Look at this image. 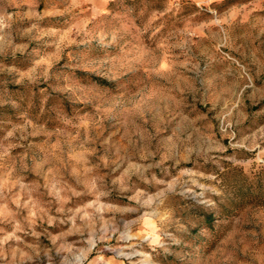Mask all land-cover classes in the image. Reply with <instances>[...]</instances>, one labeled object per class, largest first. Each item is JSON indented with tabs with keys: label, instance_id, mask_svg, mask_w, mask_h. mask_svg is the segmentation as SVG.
<instances>
[{
	"label": "rangeland",
	"instance_id": "obj_1",
	"mask_svg": "<svg viewBox=\"0 0 264 264\" xmlns=\"http://www.w3.org/2000/svg\"><path fill=\"white\" fill-rule=\"evenodd\" d=\"M0 0V264H264V0Z\"/></svg>",
	"mask_w": 264,
	"mask_h": 264
},
{
	"label": "trees",
	"instance_id": "obj_2",
	"mask_svg": "<svg viewBox=\"0 0 264 264\" xmlns=\"http://www.w3.org/2000/svg\"><path fill=\"white\" fill-rule=\"evenodd\" d=\"M130 0H126V3H128ZM222 2H230L232 0H221ZM115 4L114 0H110L109 3H108V6L111 7Z\"/></svg>",
	"mask_w": 264,
	"mask_h": 264
},
{
	"label": "crops",
	"instance_id": "obj_3",
	"mask_svg": "<svg viewBox=\"0 0 264 264\" xmlns=\"http://www.w3.org/2000/svg\"><path fill=\"white\" fill-rule=\"evenodd\" d=\"M191 1H194L196 3H204V2H207V1H214V2H217V1H221V0H191Z\"/></svg>",
	"mask_w": 264,
	"mask_h": 264
}]
</instances>
